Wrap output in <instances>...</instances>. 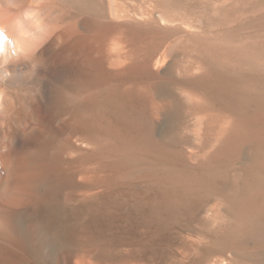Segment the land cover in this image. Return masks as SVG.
<instances>
[{
  "label": "bare ground",
  "instance_id": "obj_1",
  "mask_svg": "<svg viewBox=\"0 0 264 264\" xmlns=\"http://www.w3.org/2000/svg\"><path fill=\"white\" fill-rule=\"evenodd\" d=\"M25 8L0 264H264V0H0V20Z\"/></svg>",
  "mask_w": 264,
  "mask_h": 264
},
{
  "label": "clouds",
  "instance_id": "obj_2",
  "mask_svg": "<svg viewBox=\"0 0 264 264\" xmlns=\"http://www.w3.org/2000/svg\"><path fill=\"white\" fill-rule=\"evenodd\" d=\"M6 7L9 10H15L19 7V5L8 4ZM31 11L32 10L25 8L23 12H21L18 16L13 17L11 20H0V75L8 73L10 78L12 73L7 69L8 65L13 62L27 65L28 67L26 71L31 69V63L15 51V40L19 36L21 28L26 26L25 17ZM9 33H11V36H9ZM43 46L44 45L41 44V46L33 52V60L36 59L37 53Z\"/></svg>",
  "mask_w": 264,
  "mask_h": 264
},
{
  "label": "rangeland",
  "instance_id": "obj_3",
  "mask_svg": "<svg viewBox=\"0 0 264 264\" xmlns=\"http://www.w3.org/2000/svg\"><path fill=\"white\" fill-rule=\"evenodd\" d=\"M163 123H164V120L163 119H160V127H163L165 125V123L164 124Z\"/></svg>",
  "mask_w": 264,
  "mask_h": 264
}]
</instances>
